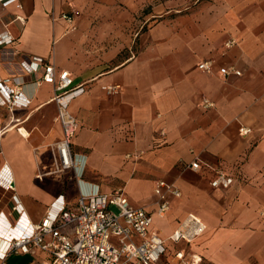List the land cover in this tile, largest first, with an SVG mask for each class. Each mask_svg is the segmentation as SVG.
Returning a JSON list of instances; mask_svg holds the SVG:
<instances>
[{
  "label": "crops",
  "instance_id": "1",
  "mask_svg": "<svg viewBox=\"0 0 264 264\" xmlns=\"http://www.w3.org/2000/svg\"><path fill=\"white\" fill-rule=\"evenodd\" d=\"M140 4L0 0V38H13L0 48V81L21 75L20 63L37 57L84 88L69 104L78 165L63 175L48 174L51 146L62 137L54 85H24L26 107L0 105V235L30 230L59 198L74 209L81 195L121 188L132 205L152 212L151 231L166 240V259L185 251L201 257L199 264H264V0H181L189 10L174 5V16L140 35L133 56L114 63L133 39L126 24ZM97 8L107 14L94 15ZM203 61L212 72L199 68ZM224 66L242 75L225 76ZM196 160L202 169L191 167ZM219 168L234 176L227 189L211 186ZM8 181L12 192L2 187ZM159 181L181 191L168 194L164 216ZM12 194L20 215L8 207ZM191 215L205 223L204 233L172 241ZM12 255L25 264L49 259L39 249L7 259Z\"/></svg>",
  "mask_w": 264,
  "mask_h": 264
},
{
  "label": "built area",
  "instance_id": "2",
  "mask_svg": "<svg viewBox=\"0 0 264 264\" xmlns=\"http://www.w3.org/2000/svg\"><path fill=\"white\" fill-rule=\"evenodd\" d=\"M17 0H2L7 6ZM72 29H76L72 16L65 15ZM22 21V20H21ZM13 40L0 38V48ZM234 43V40L229 42ZM22 74L0 81V105L9 108L26 107L30 98L23 91L26 84L47 82L54 85L53 100L58 106L57 120L62 127V137L51 146L54 168L48 174H59L76 169L77 161L72 152V140L78 130L76 117L69 109L71 99L84 91L83 86L73 83L71 74L62 70L57 74L55 66L47 64L43 59L29 57L20 63ZM199 68L212 72L209 61L200 63ZM225 76L242 75L240 69L234 66L221 67ZM117 86L107 87L109 91ZM206 102V106L211 105ZM250 129L243 128V134ZM195 170L202 169L196 160L191 164ZM42 175H39L41 177ZM4 177L0 174V184ZM234 176L223 169H215L211 181L214 188L227 189L233 183ZM156 192L159 195L158 214L164 216L170 209L168 194L176 197L181 191L175 186L159 181ZM1 187V185H0ZM2 187L7 192L14 191L13 183L8 181ZM161 187H165V192ZM12 194V203L8 204L11 211L20 215L24 208ZM57 199L49 208L45 217L30 230L22 233L3 232L0 235V260L6 264L10 254H35L39 249L49 255L47 264H199L201 257L185 251H176L171 259H166V240L156 232L151 231L152 212L145 207H137L130 203L123 189L110 193L96 192L81 195L74 209L68 208ZM69 227L68 230L63 231ZM206 230L205 223L195 215L172 233L170 239L174 242L194 241Z\"/></svg>",
  "mask_w": 264,
  "mask_h": 264
},
{
  "label": "rangeland",
  "instance_id": "3",
  "mask_svg": "<svg viewBox=\"0 0 264 264\" xmlns=\"http://www.w3.org/2000/svg\"><path fill=\"white\" fill-rule=\"evenodd\" d=\"M181 0H141L139 8H131L130 16L135 17L131 23L126 24L128 31L132 35V40H129V46L124 48L119 56L113 61L114 63L121 62L131 56L134 52L136 53L140 46V35L144 32H147L151 26L160 21H168L171 16L176 14V4L180 7L177 8L180 10H189L188 7H182L183 4H180ZM190 2H195L197 0H189ZM98 5L103 4V2L98 1ZM88 15V13H86ZM107 12L97 8L94 15H105ZM119 15H122L121 13ZM199 218V217H198ZM69 227L65 228L63 231L68 230ZM8 264H25L26 259L22 256L12 255L7 259Z\"/></svg>",
  "mask_w": 264,
  "mask_h": 264
}]
</instances>
